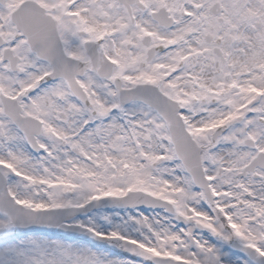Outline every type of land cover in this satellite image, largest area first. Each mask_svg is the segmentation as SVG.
I'll return each instance as SVG.
<instances>
[{
  "label": "snow or ice",
  "instance_id": "snow-or-ice-1",
  "mask_svg": "<svg viewBox=\"0 0 264 264\" xmlns=\"http://www.w3.org/2000/svg\"><path fill=\"white\" fill-rule=\"evenodd\" d=\"M0 264H264V0H0Z\"/></svg>",
  "mask_w": 264,
  "mask_h": 264
}]
</instances>
